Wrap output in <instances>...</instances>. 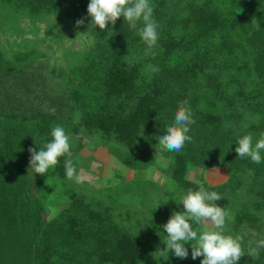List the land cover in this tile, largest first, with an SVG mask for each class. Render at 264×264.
Returning <instances> with one entry per match:
<instances>
[{
    "label": "trees",
    "instance_id": "obj_1",
    "mask_svg": "<svg viewBox=\"0 0 264 264\" xmlns=\"http://www.w3.org/2000/svg\"><path fill=\"white\" fill-rule=\"evenodd\" d=\"M149 2L158 24L152 48L139 35L142 21L136 29L123 17L103 31L89 27L90 0H0V9L9 6L33 20L59 17L76 26L84 18L79 28L95 39L70 70L50 68L38 49L9 57L0 46V264H157L161 248L145 238L166 234L160 223L175 206L153 198L156 184L149 209L160 225L129 208L121 212L122 201L111 195L79 189L66 176L67 156L44 176L35 174L28 149L39 151L60 125L70 138L107 146L134 171L148 170L161 158L155 156L157 137L185 100L195 120L192 140L179 152H163L171 188L183 195L199 190L187 180L190 169L225 170L229 181L223 185L200 182L223 197L215 203L225 210L231 197L241 196L226 232L241 235L245 249L255 247L239 231L264 224V151L256 164L238 158L235 148L244 135L251 133L255 144L264 134V0ZM70 151L78 172V151ZM120 187L122 197L146 198L131 183ZM60 205L50 218L48 208ZM187 248V259L175 256L166 264H201L203 257L191 258V242ZM257 251L237 264H264V248Z\"/></svg>",
    "mask_w": 264,
    "mask_h": 264
},
{
    "label": "rangeland",
    "instance_id": "obj_2",
    "mask_svg": "<svg viewBox=\"0 0 264 264\" xmlns=\"http://www.w3.org/2000/svg\"><path fill=\"white\" fill-rule=\"evenodd\" d=\"M94 44L95 39L87 31L77 28L63 18L46 16L33 20L23 14L16 13L9 6H3L0 9V46L4 48L9 57L38 49L47 54V63L50 68L54 66L62 70H70L81 64L84 56L92 49ZM82 141L80 142L79 139L74 137L70 139L71 149L78 151V157L81 161L80 169L77 172L81 177V182L74 181L75 186L79 189L111 195L118 201H122L121 212L129 208L133 214L140 218L151 217V222L155 225H164L162 222L157 224L158 216L149 209V203L152 199L149 196L154 195V192L150 191V186L156 184L160 191L153 198L162 204H166V206L174 205L175 208L171 210L172 213L174 211H184L181 203L185 195L176 188L172 190V180L165 174L169 167V161L160 158L156 165L148 170L134 171L131 167L123 165L117 158L112 156L107 146L98 145L92 138H85ZM202 179L211 187H218L227 183L229 176L223 169H213L205 173L196 169L188 171L187 180L197 183ZM123 183H131L136 188L144 189L146 198H142L143 202L131 199L128 195L122 197L120 186ZM147 192L150 194L147 195ZM105 195L103 196L105 197ZM244 199L246 200V198ZM230 202L225 210L229 214L227 220L229 222L234 220L243 199L241 196L231 197ZM161 206L160 211L163 212ZM61 208L62 205L54 209L52 207L48 208L51 213L50 218H54ZM195 227L197 226L194 225L193 228L195 229ZM198 227L200 230H205L213 228V225L211 222H202ZM239 232L248 237L246 243L256 247V243L264 239V224L261 225L260 230L244 227ZM226 234L234 237L238 235H234L233 230L230 233L226 232ZM145 240L154 241L161 248L160 251H163L166 248L167 233L162 236L148 234ZM155 259L157 264H166L168 260L172 261L176 257L169 251V253L161 252Z\"/></svg>",
    "mask_w": 264,
    "mask_h": 264
},
{
    "label": "clouds",
    "instance_id": "obj_3",
    "mask_svg": "<svg viewBox=\"0 0 264 264\" xmlns=\"http://www.w3.org/2000/svg\"><path fill=\"white\" fill-rule=\"evenodd\" d=\"M153 6L149 0H90L87 7L88 16L91 18L89 27L98 26L106 30L107 25H115L116 21L123 17L132 29L137 28V23L142 21L143 27L139 29V35L149 48L156 45L158 40V24L153 19ZM253 23L259 27V23L253 18ZM84 25V18L76 21V27ZM153 71L158 69L153 68ZM55 112V109H49ZM193 114L188 106V101H182L174 116V123L169 124L166 133L157 137V154L163 158V152H179L186 142H191L192 137L188 135L190 125L194 124ZM52 141L46 143L39 151L30 147V169L44 176L47 170L58 164L59 158L67 156L65 160V172L69 179L81 182L72 159L70 136L66 130L56 125L51 131ZM235 152L238 158L248 157L252 162H261V152L264 151V134L253 144L251 133L244 135L237 142ZM198 189L188 190L182 199L184 211H174L167 223L163 225L167 233L166 248L158 252H172L180 259H187L189 252L185 247L191 242V258L193 260L203 257L201 264H237L247 253L249 256L258 255V249L264 248V239L256 243V247L243 246V237L226 234L228 212L216 204L223 197L217 192H209L204 184L197 181ZM202 222H211L213 228L200 230L198 225ZM196 225L195 229L193 226Z\"/></svg>",
    "mask_w": 264,
    "mask_h": 264
}]
</instances>
